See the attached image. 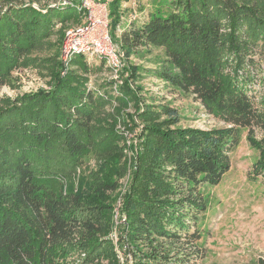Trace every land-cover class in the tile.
<instances>
[{"label":"trees","instance_id":"16d2710c","mask_svg":"<svg viewBox=\"0 0 264 264\" xmlns=\"http://www.w3.org/2000/svg\"><path fill=\"white\" fill-rule=\"evenodd\" d=\"M40 1L0 0V86L18 67L51 68L49 89L0 96V264H185L179 246L207 208L201 188L230 171L242 129L259 152L252 179L264 183V98L251 93L264 83V0H162L132 21L123 0H98L126 56L117 95L105 89L113 80L88 87L83 54L68 67L33 57L63 24L51 10L75 6ZM145 77L193 96L226 127L181 125Z\"/></svg>","mask_w":264,"mask_h":264},{"label":"rangeland","instance_id":"374dc122","mask_svg":"<svg viewBox=\"0 0 264 264\" xmlns=\"http://www.w3.org/2000/svg\"><path fill=\"white\" fill-rule=\"evenodd\" d=\"M59 1L41 0L39 4L43 6L54 5ZM72 1H74L75 6H70ZM161 1L123 0L122 7L123 10L128 11L127 21L144 20L150 9H156L157 6H160ZM27 3L34 6L32 0L31 2L27 0ZM64 3L70 7L51 10V15L62 21L63 24L56 26V30L53 31V34L46 40L44 45L34 52L33 57L42 60L61 61L68 67L75 56L81 53H68L64 49L65 42L76 31L86 28L90 20L88 11L83 8L79 16L77 7H81L83 1L66 0ZM140 5L142 7L139 8ZM83 6L86 7L85 4ZM106 6L108 8V5ZM66 20L69 21L65 22ZM99 27L102 29L106 27L112 38L110 14H108L105 24ZM113 45L115 46L114 41ZM115 47L117 49L116 55L111 52V48L103 51L104 54L106 53L103 56H106L115 66L120 61L122 63L120 70L115 71L114 67L105 61L106 58H104L105 60L100 59L102 56L90 52L84 55L87 63L93 69L89 75L88 87L90 89H98L101 85L105 86L107 81L113 80L114 86L105 89H108L111 94L117 95V86L123 82L121 72L125 67L126 56L119 47ZM57 54L58 57H56ZM153 55H150V57ZM131 59H134V57H131ZM101 61L105 63V66L102 70H97ZM134 61L138 64L142 63L141 59L135 58ZM62 74L64 75L65 72H62ZM261 75L264 77V73ZM11 78V84L0 86L1 97L15 98L18 95L36 92L39 89H49L51 68L48 65L42 66L41 63L39 65L21 66L12 72ZM141 84L145 87V92L154 97L156 102H167L179 110L182 117L181 125L202 129L226 127L223 121L210 115L193 96L174 92L155 77H145ZM253 87L251 93L256 95L257 101L262 100L264 98V83H256ZM128 111L132 112L133 110L128 109ZM119 128L124 131L121 125H119ZM240 132L238 144L230 154L232 162L230 171L223 177L220 184L201 188L207 201V208L204 212L199 213L196 222L192 221L190 224L191 234L196 230L200 232L199 241L195 243L193 238L189 237L191 234L184 235L182 240L184 244L179 246L182 252L180 254L176 253L178 247L173 252V255L179 254L180 257H184L183 259L189 257L190 259L185 264H264V183L260 178L253 180L251 175L253 165L258 160L259 152L250 146L247 140V130L242 129ZM125 134L129 138L131 137L128 132H125ZM257 135L261 136L260 131L257 132ZM128 156H131V153H128ZM89 165L91 168L95 167L94 160ZM128 181V177L120 181L123 193L128 189ZM121 205L119 199L114 209L116 226L120 224L118 212ZM111 236L113 239L116 238V228ZM196 252L199 254L198 257L195 256ZM120 255L122 257V253ZM77 258V256L74 257V259ZM122 262H126L125 258H122Z\"/></svg>","mask_w":264,"mask_h":264},{"label":"built area","instance_id":"2783aa9c","mask_svg":"<svg viewBox=\"0 0 264 264\" xmlns=\"http://www.w3.org/2000/svg\"><path fill=\"white\" fill-rule=\"evenodd\" d=\"M64 1L62 2V0H60L59 3L54 5L65 6L66 4L64 3ZM82 1L84 2L83 4H85L86 7H84L82 4L79 9L82 10L83 8L84 10L88 11V18L90 22L86 28L76 31L73 36L67 38L64 49L71 54L81 53L83 55H86V53L89 52L92 54H97L99 56H102L100 59L106 58V60H104L107 61L110 66H113L115 71L118 69L120 70L122 68V63L119 60V63L115 66L106 56H103L106 54H104L103 52L106 49L109 50L112 48L111 52L115 55L117 53V49L115 47L116 44L115 46L113 45V40L110 37L106 27L104 29L99 27L100 25L105 24V20L108 17V14H110L109 6L108 8L106 6L108 4L96 0H81V2ZM73 2L74 1H72L70 5H73ZM33 4L34 6H37L36 3Z\"/></svg>","mask_w":264,"mask_h":264}]
</instances>
